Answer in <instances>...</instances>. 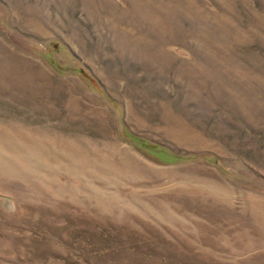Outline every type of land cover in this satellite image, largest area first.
Instances as JSON below:
<instances>
[{"label":"rangeland","instance_id":"374dc122","mask_svg":"<svg viewBox=\"0 0 264 264\" xmlns=\"http://www.w3.org/2000/svg\"><path fill=\"white\" fill-rule=\"evenodd\" d=\"M0 264H264V0H0Z\"/></svg>","mask_w":264,"mask_h":264}]
</instances>
